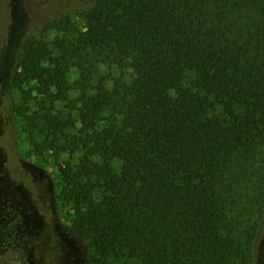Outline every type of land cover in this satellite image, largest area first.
I'll list each match as a JSON object with an SVG mask.
<instances>
[{"label":"trees","instance_id":"1","mask_svg":"<svg viewBox=\"0 0 264 264\" xmlns=\"http://www.w3.org/2000/svg\"><path fill=\"white\" fill-rule=\"evenodd\" d=\"M23 6L12 113L86 264H260L264 0ZM15 234L0 264H43Z\"/></svg>","mask_w":264,"mask_h":264},{"label":"rangeland","instance_id":"2","mask_svg":"<svg viewBox=\"0 0 264 264\" xmlns=\"http://www.w3.org/2000/svg\"><path fill=\"white\" fill-rule=\"evenodd\" d=\"M27 22L23 0H0V223L4 228L12 226L17 237L37 238L29 240L31 247L43 251L48 246L52 253L43 264H86L78 239L59 222L64 211L56 200L57 172L27 157L23 121L12 113V102L18 103L19 94L10 93L9 81ZM45 36L52 39L54 34L49 31ZM41 234L47 236L46 242L38 237ZM260 264H264V247Z\"/></svg>","mask_w":264,"mask_h":264}]
</instances>
